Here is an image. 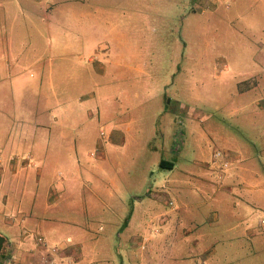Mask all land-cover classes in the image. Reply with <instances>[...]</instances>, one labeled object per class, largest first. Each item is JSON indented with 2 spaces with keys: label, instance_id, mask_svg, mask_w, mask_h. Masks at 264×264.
<instances>
[{
  "label": "rangeland",
  "instance_id": "1",
  "mask_svg": "<svg viewBox=\"0 0 264 264\" xmlns=\"http://www.w3.org/2000/svg\"><path fill=\"white\" fill-rule=\"evenodd\" d=\"M18 1L31 7L23 8L30 24L10 19L3 2L0 31L17 38L21 71L31 62L26 81L29 73L42 78L51 108L32 139L48 138L52 161L33 188L41 199L52 179L58 194L44 213L53 225L48 239L81 228L92 264H137L129 255L138 261L147 252L164 212L180 227L164 242L160 264H264L262 228L236 237L226 232L236 220L209 217L234 204L217 190L227 168L264 167V20L251 18L257 0ZM12 102L7 109L17 115ZM50 114L66 119L58 124ZM27 118L26 111L24 123L7 118L1 133L27 129ZM25 197L23 212L39 220L42 209ZM151 219L159 228L141 232ZM6 223L0 219V234L14 244L20 224ZM214 237L221 241L209 253Z\"/></svg>",
  "mask_w": 264,
  "mask_h": 264
},
{
  "label": "crops",
  "instance_id": "2",
  "mask_svg": "<svg viewBox=\"0 0 264 264\" xmlns=\"http://www.w3.org/2000/svg\"><path fill=\"white\" fill-rule=\"evenodd\" d=\"M30 1L40 3L41 0ZM3 2L6 4L3 12L11 17L10 19L14 18L16 20V15H21L18 25L20 24L22 26L24 22L30 24L31 16L27 14L26 10H23L26 6L25 3L21 5L18 0H3ZM3 2L0 1V6L4 5ZM17 10H20V14L16 13ZM251 12L253 13L251 15L252 19L255 20V18L261 17L264 20V0H257ZM9 22L10 31H12L15 26L10 20ZM10 36L11 33L8 34L5 32L3 34L0 31V124L6 121L11 123L7 119L9 117H13L17 124L24 123L26 121V111L29 127L27 129L24 127L17 129L16 127L14 130L10 128L11 131L6 129L7 131L2 133L0 131V189L2 188L0 192V219L4 218L9 228L13 225L12 222L14 220H17L20 224V230L16 231L17 233L15 234L17 239L14 244L10 243L2 235L5 240L0 250V264H92L87 259L89 253L87 252L88 248L84 244L83 229L79 228L75 231L69 230L61 237L57 235V239L53 240L55 242L48 239L49 236L46 227L51 224L49 223L51 221L44 216V213L50 207L53 200L57 198L58 194L55 188H53L55 181L52 179L47 180V182L45 181V190L43 191L41 199H39L38 191L33 188L34 181L38 180V177L42 173H44L43 176L48 175L52 161L48 158L50 156L49 150H47L48 138L42 145H36L32 139L37 138V134L34 132H36L38 126L48 125V118L45 117L42 119L41 115L46 116L47 108L49 113L51 108L46 104L47 97L44 94L45 90L41 86L44 82L42 78L40 76L34 78L32 73H29V77L33 79L26 81L27 78L24 72L28 71L31 62H28V65L22 67L24 70L22 72L20 61L13 53V50L16 48L15 43L18 42L17 38L13 39ZM88 59L93 62L95 59L94 55ZM7 94H9L7 101H13L12 104H17L20 109L17 115H14L13 112L7 109L9 107L8 105L6 106L8 102H4ZM5 112H8V114H5ZM51 118L55 119V122L58 124L63 123L66 119H60L59 116L57 117L55 115H51ZM57 133V139L63 140L65 134L60 130ZM38 161L43 164L42 169L37 167ZM53 161H56L54 165H57L59 160L54 159ZM214 167L217 175V167ZM34 168H37V170L36 176L33 179L32 169ZM230 168L231 166L224 171L223 178L220 181L222 183L217 185V190L231 193L235 199L234 204L233 206L227 204L219 207L220 211L213 212L209 217H212V220L216 223H218V220L220 222L236 220L235 223H232L226 228L227 233L231 231L236 237H248L250 233L251 235H259L260 228L264 230V223H260V220L264 218L262 216L264 215V167L262 168L256 161H251V163L240 166L239 171H230ZM232 173L235 175L234 177ZM205 181H207L206 184L209 188V181L206 179ZM26 195L29 196V199H27L30 207L32 206L34 209L40 207L42 209L39 220L37 219L36 212L31 210L25 213L23 212L24 209L20 205L25 201ZM159 216H161L162 220L159 224L160 228L153 225L152 221L154 218L143 223V230L141 232L146 231L149 227L159 228L161 232L155 235L156 237H153L154 240L151 241L147 252L139 253L140 257L138 261L136 255L128 253L131 256L132 263L134 259L137 264L162 263L159 257L161 252L165 251V248L163 249L164 242L166 243L172 234H176L180 225L178 223L172 224L169 219L170 217L164 212ZM254 216H258L256 226L253 224ZM26 226L34 227V229H28ZM44 228L46 231L42 230ZM186 230L187 228L183 227L182 233L184 234ZM164 233H168V235L163 238ZM36 237H41L42 242H37ZM220 241L221 238L214 237L213 242L208 245L209 247H205V249H208L209 253H214L215 246ZM83 246L84 248H82ZM222 249L224 251L223 255L226 257V247L222 246ZM3 251L6 253H3Z\"/></svg>",
  "mask_w": 264,
  "mask_h": 264
},
{
  "label": "trees",
  "instance_id": "3",
  "mask_svg": "<svg viewBox=\"0 0 264 264\" xmlns=\"http://www.w3.org/2000/svg\"><path fill=\"white\" fill-rule=\"evenodd\" d=\"M160 165L161 166H172V162H170V161H167V160H161L160 161ZM263 224V223H262Z\"/></svg>",
  "mask_w": 264,
  "mask_h": 264
},
{
  "label": "water",
  "instance_id": "4",
  "mask_svg": "<svg viewBox=\"0 0 264 264\" xmlns=\"http://www.w3.org/2000/svg\"><path fill=\"white\" fill-rule=\"evenodd\" d=\"M4 240H5V238L2 235H0V250L2 248V245L4 243Z\"/></svg>",
  "mask_w": 264,
  "mask_h": 264
},
{
  "label": "built area",
  "instance_id": "5",
  "mask_svg": "<svg viewBox=\"0 0 264 264\" xmlns=\"http://www.w3.org/2000/svg\"><path fill=\"white\" fill-rule=\"evenodd\" d=\"M260 223H264V220H261ZM36 241L41 243L42 242L41 237H36Z\"/></svg>",
  "mask_w": 264,
  "mask_h": 264
}]
</instances>
